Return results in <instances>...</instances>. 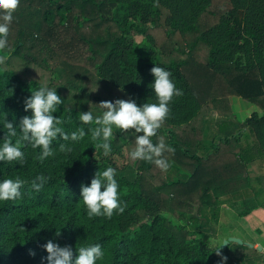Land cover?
Instances as JSON below:
<instances>
[{"label": "trees", "instance_id": "1", "mask_svg": "<svg viewBox=\"0 0 264 264\" xmlns=\"http://www.w3.org/2000/svg\"><path fill=\"white\" fill-rule=\"evenodd\" d=\"M214 1L19 0L13 14L19 25L13 50L17 57L28 56L23 51L25 47H48L49 41L71 28L78 36L73 35V39L87 42L91 48L96 77L114 86L106 79L108 73H113L112 79H117L120 86L115 87L126 95V100L133 99L138 105L156 102L151 90L154 79L151 68L157 65L171 72L183 94L173 97L168 117L151 140L158 144L164 138L176 157L188 159L190 177L186 181L164 180L154 184L149 179L154 163L130 159L119 165L115 160L122 156L125 147H131L133 136L114 137L111 153L104 156L102 150H95L88 126L79 142L58 137L52 145L55 154L43 161L37 159L39 149L22 145L23 166L0 162V179L19 177L26 181L21 199L0 202V264H41V257L47 255L42 246L48 240L71 246L74 254L76 248L100 243L105 255L97 264H235L230 257L221 258L225 249L220 248L217 255L214 250L219 247H210L204 238L165 215L172 211L174 217L184 218L195 213L196 205V213L201 214V208L217 206L219 196L242 189L249 182L248 176L243 182L237 177L239 186L228 188L226 179L222 178L228 168L219 167L236 166L237 171L243 172L247 163L257 158L251 155L253 148L238 147V136L228 137L216 154L206 159L198 156L204 119L211 110L221 112L225 107L230 110L228 100L232 95L258 105L263 115L254 112L243 126H253L260 142L264 139V0H228L230 9L219 13L211 9ZM116 6L124 11L123 15H111ZM240 10L244 11L242 27L235 22V14ZM207 15L216 17L217 21L214 24L203 21ZM163 19L169 34L192 36L185 58H173L180 52L175 45L154 48V37L147 23L157 27ZM112 25L116 28L112 29ZM91 26L103 32L95 36L82 34L84 28L88 30ZM132 33L142 34L148 41L134 45L129 38ZM198 43L208 47L206 63L199 62L191 53ZM0 53L5 54L3 49ZM112 63L116 69L109 68ZM72 71L77 78L81 76ZM41 85L38 79L28 80L0 66V118L6 116L18 124L22 117L30 115V111H24L23 101ZM49 87H57L63 101L53 114L62 121L61 127L69 134L79 131L78 112H93L89 103L99 98L76 83ZM93 115L97 114L93 112ZM191 122L195 125L188 129L190 132L184 140L185 133L177 130ZM3 136L0 130V138ZM61 144L72 147L73 151H60ZM227 145L235 160L221 156ZM107 167L117 170L125 211L122 214L114 211L111 218L90 219L80 200L81 185L90 184L95 173ZM38 175L46 177V182L35 192L31 181ZM175 202L178 210L173 212ZM59 230L60 234L56 235ZM33 252L35 255L30 254Z\"/></svg>", "mask_w": 264, "mask_h": 264}, {"label": "clouds", "instance_id": "2", "mask_svg": "<svg viewBox=\"0 0 264 264\" xmlns=\"http://www.w3.org/2000/svg\"><path fill=\"white\" fill-rule=\"evenodd\" d=\"M18 5L19 0H0V49H5L8 45L9 25L13 21V14ZM150 71L154 78L151 90L155 94V103L145 102L138 105L133 99L102 101L98 104L99 109L102 110L99 115L94 116L89 110L78 112L77 120L81 128L70 134L61 127L62 121L53 115L63 103L56 91L58 86L52 88L48 84H43L31 91V95L23 101L24 111L26 113L30 111V115L22 117L18 124L9 121L6 116L0 118V130L4 132L3 138H0L2 141L0 142V162L10 164L16 162L23 166L25 152L22 150V145H31L33 150L39 149L37 159L43 161L55 154L52 145L58 137L64 141L79 142L86 134L85 126H88L91 140L95 143V150H102L104 156L111 153L114 131L119 130L134 137L132 142L135 146L128 153L129 159L148 161L154 163L162 171H166L169 168V162L163 158V153L174 151V149L165 145L163 141L154 144L151 137L157 134L168 117L169 104L173 97L180 96L183 92L182 89L176 87L171 72L157 65ZM96 89L91 91H96ZM93 123L94 128L91 127ZM60 151L71 153L73 149L61 144ZM116 176L117 170L107 167L102 171L98 170L90 184L81 185L80 200L90 219L94 217L111 218L114 211L121 214L125 211L124 203L120 199ZM45 182L46 177L38 175L31 181V188L39 192ZM25 184L26 181L19 177L0 179V202L21 199L23 196L21 189ZM59 234L60 230L56 231V235ZM42 247L47 255L41 257V264H97L105 255L100 243L76 248L77 254H74L71 246H61L52 240H48ZM214 251L220 255V247ZM261 251H264V248ZM30 254L35 255L34 252Z\"/></svg>", "mask_w": 264, "mask_h": 264}, {"label": "rangeland", "instance_id": "3", "mask_svg": "<svg viewBox=\"0 0 264 264\" xmlns=\"http://www.w3.org/2000/svg\"><path fill=\"white\" fill-rule=\"evenodd\" d=\"M230 6L231 5L228 0H215L211 9L219 13L229 10ZM116 13L123 15L124 11L120 8V6H116L113 9L111 15ZM243 16V10H240L237 14H235V22L240 27L243 26ZM204 20H206L209 24H214L217 21V18L207 15L203 17V21ZM147 24L150 25L151 32L154 37V41L152 42L154 48L160 50L164 45L169 47L175 45L180 49V52H176L174 54V59L185 58L187 56V51L192 41L191 35L184 36L181 34H169L167 26L164 23V19L161 21V26L156 27L152 25L151 22ZM111 28L115 29L116 27L112 25ZM18 29L19 25L17 24L15 18H13L12 23L9 25V33L7 38L8 45L5 49H3L5 54L0 53V66L14 70L19 75L28 80L38 79L43 84H48V86L51 84L66 85L71 83L84 86V88H86L92 96L99 98V100L91 101L89 103L90 107L93 108V112L97 115H99L102 111L98 106L100 102L115 101L116 99L126 100V95L115 87V85L118 87L120 86L117 79H112L111 74L113 73H108L109 75H107L108 77L106 79L111 81L114 86L99 80V78L96 77L95 59L91 58L93 55L91 48L87 42L80 41L78 39L76 40L78 36L75 35L73 29L69 28V30H65L64 33L55 40L49 41L48 47H45L44 45H36L32 48H23L24 53L28 55L24 58L17 57L13 53V50L15 49V43L17 41ZM83 32L84 33L82 34L95 36L97 33L103 32V30L96 29L95 27L91 26L88 30L84 28ZM73 35L76 37L75 39H73ZM129 38L133 41L132 44L134 45L148 41L144 35L137 33H132ZM181 50H185V52L182 53ZM191 53L201 63H206L208 61L209 50L208 47L202 43H198V45L192 49ZM32 57H35L36 60H33ZM240 58L241 62H244L243 57ZM109 68L116 69V66L112 63L110 64ZM72 69L80 73L81 76L77 78L74 75ZM95 89L96 91H91ZM194 125L195 123L191 122L188 125L180 126L177 131L179 133H185L183 135L185 140L187 132H190L188 129ZM121 136L128 137L129 135L122 133L119 130L114 131V137L117 138ZM162 141L166 145L167 142L164 138H162ZM134 146V143H132L130 148L125 147L123 149L122 156L115 158L119 165L127 163V161L130 160L128 153L131 149H134ZM163 158L169 162V168L166 171H162L155 165L151 174L149 175L151 182L158 185L164 180H176V166H178V168H180V170L183 172H181L183 176H179L180 179H184V173L187 172L188 159L180 156L178 158L172 153V151H166L163 155ZM172 208L173 212L178 210L176 202L175 204H172ZM193 211H195V213L191 212V214H187L184 218L181 217L180 219H178V216L174 217L172 215V211L169 214L165 213V215L168 216L175 224L186 226L191 232H194L197 237H200V234L202 233L195 232V227L192 225L194 224V221L192 222V220H189L191 218H196L194 216L200 215L196 213V211H198L197 205ZM137 226L138 225H136V227ZM224 244L225 241H223L221 246L224 247V249L226 247L228 248L226 252L221 253L222 259L225 256L229 257L230 255V246H224Z\"/></svg>", "mask_w": 264, "mask_h": 264}, {"label": "crops", "instance_id": "4", "mask_svg": "<svg viewBox=\"0 0 264 264\" xmlns=\"http://www.w3.org/2000/svg\"><path fill=\"white\" fill-rule=\"evenodd\" d=\"M228 101L230 110L227 107L221 112L213 109L205 117L198 156L206 159L216 154L228 137L238 136V147L243 150L253 148L251 155H257V158L247 163L243 172L237 171L236 166H219L220 169L228 168L222 177L228 188L239 186L235 180L237 177L243 182L248 176L249 182L242 189L219 196L217 206L201 208V214L194 216L192 225L212 248L224 249L221 245L223 241L227 242L226 245L230 246L228 255L235 264H264V251H261L264 248V139L263 143L260 142L253 126H243L254 112L263 115V110L242 97L232 95ZM225 148V154L223 152L221 156L235 160L231 147L227 145ZM181 172L176 166L177 179L172 181L189 179L188 172L184 173V179H180Z\"/></svg>", "mask_w": 264, "mask_h": 264}, {"label": "water", "instance_id": "5", "mask_svg": "<svg viewBox=\"0 0 264 264\" xmlns=\"http://www.w3.org/2000/svg\"><path fill=\"white\" fill-rule=\"evenodd\" d=\"M226 243H227V242H226ZM226 243H225V245H226ZM225 245H224V246H225Z\"/></svg>", "mask_w": 264, "mask_h": 264}]
</instances>
